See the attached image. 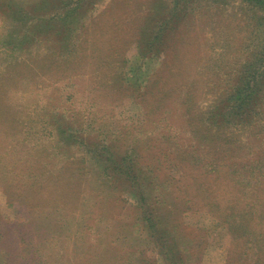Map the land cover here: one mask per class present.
I'll return each instance as SVG.
<instances>
[{"label":"rangeland","instance_id":"374dc122","mask_svg":"<svg viewBox=\"0 0 264 264\" xmlns=\"http://www.w3.org/2000/svg\"><path fill=\"white\" fill-rule=\"evenodd\" d=\"M200 1L153 47L137 34L173 0H0V264H264L262 187L235 179L216 216L186 167L217 155L196 136L264 50V12ZM260 107L226 129L240 155L264 150Z\"/></svg>","mask_w":264,"mask_h":264},{"label":"trees","instance_id":"16d2710c","mask_svg":"<svg viewBox=\"0 0 264 264\" xmlns=\"http://www.w3.org/2000/svg\"><path fill=\"white\" fill-rule=\"evenodd\" d=\"M190 1L191 0H173L169 11L166 6L154 7L155 13L149 11L148 14H146V21L141 25L137 34L139 43L147 40L145 42L147 46L155 47L162 39L164 33H166L168 27H171L172 22H175V26L179 23V26L183 25V18L188 14L187 12H190V9H193L191 6H186V3H189ZM242 1L250 3L252 6L260 8L264 12V0ZM201 3H203L202 0L200 1V4ZM77 7L78 6L68 7V18L75 13L76 9L74 8ZM151 17H154L161 22L157 35L150 34V29L152 27L149 28L150 25L148 23L150 22ZM144 33L146 34L145 37H143ZM232 86L231 89H227L226 95L223 96L225 97L222 98L223 103L216 106L206 119L209 124H212V129L205 123L202 132H198L197 136L195 135L198 139V145L204 146L202 148L205 149L209 146L211 151L217 155L211 157L205 162V164L201 162L188 163V161L186 164V167L188 168L187 177L189 179L191 177V183H189L192 186V190L196 188L199 193H202L201 203L211 204L213 210L211 211L216 216H226L228 219L232 216L231 213H227L231 201L224 199L225 195L233 189L230 186V183L235 181V179L240 184H244L246 190L249 185L253 184L255 187L260 186L257 192L261 187V190L264 192V185L261 184L264 179V150L247 151L245 154L243 153L240 155V150L246 148L247 145L245 144L247 142H242L243 140L239 139L236 134L237 131H232L230 133L228 131L226 132V129L232 125L236 126V129L237 126L247 128L254 125L255 116L260 114V108H262L260 105L264 104V50L259 54L254 55L253 59L248 58L244 61L243 66L237 73V80L232 83ZM190 103H194V98L189 102L186 100L185 105L188 110L192 108L189 107ZM191 118L192 117L189 119L191 120ZM262 122H264V120ZM231 123L233 124L231 125ZM214 128H216V130ZM139 146L141 145L139 144ZM169 147H171L170 144ZM182 147L183 146L180 145L179 149L183 150ZM169 149L171 150V148ZM183 151L185 152L186 158L190 159L189 156L192 152L188 153L187 150ZM166 153H168V151H166ZM139 154L138 156H140V158H144L142 157L141 152H139ZM218 154H223L224 158L218 156ZM131 157L133 158V156ZM218 158H220V162L222 163L217 161ZM214 160L217 162H214ZM136 164L142 169L146 166L148 169V166H150L141 165L139 163ZM147 169H145L146 175L151 172V169ZM237 176L243 177L244 179H240ZM220 184L225 185L221 186ZM257 184L259 185L256 186ZM156 185L157 184L154 182L153 187ZM188 191L191 192L189 186ZM238 194H240V192ZM150 196V194L143 193V197ZM150 199H152V197ZM191 199L194 200L193 197ZM146 217L150 222L153 221L152 217L150 218L148 214H146ZM160 219L162 218L159 217L158 220ZM155 226L156 225H154V227ZM172 226L173 227L169 230H171L174 236L172 237L174 242L173 249L175 253L180 251V253L184 252V254H186V250L180 247L182 245L184 247L190 243L191 240H188V237L191 235L178 234V229L175 225Z\"/></svg>","mask_w":264,"mask_h":264}]
</instances>
